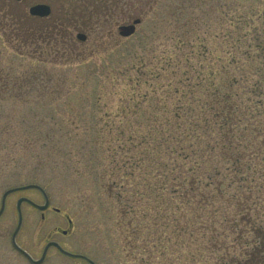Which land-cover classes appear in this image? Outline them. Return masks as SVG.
I'll use <instances>...</instances> for the list:
<instances>
[{"label": "rangeland", "instance_id": "rangeland-1", "mask_svg": "<svg viewBox=\"0 0 264 264\" xmlns=\"http://www.w3.org/2000/svg\"><path fill=\"white\" fill-rule=\"evenodd\" d=\"M114 1L117 3L107 14L100 9V24L91 26L92 32L85 31V42L76 38L84 31H72L76 52L63 57L49 54L50 48L46 42L41 44L42 40L32 45L30 38L25 43V36L19 37V29L39 31L49 24L28 19L33 5L50 4L52 16L59 17L83 5V1L0 0V207L3 194L11 188L35 184L46 191L50 205L45 211L22 205L27 223L19 242L34 259L42 257L45 245L52 240L96 264H136L133 255L128 256L124 250L125 241L115 219L114 197L105 188L107 180L101 178L100 171L97 175L89 170L95 168L96 158H84L78 151L101 150L100 158L103 156V147L94 143L93 127L97 124L102 126L110 120L136 126L154 117L152 110L161 104L158 98L139 96L135 102H127L119 93L153 89L136 82L148 79L141 73L152 69L154 63L163 66L155 62V56L176 53L181 69H192L194 82L204 80L206 72L211 71L215 85L226 75H248L239 84L243 101L257 117L264 113V0ZM93 19V24L97 23ZM136 19H141V23L135 34L121 36L119 27ZM179 40L180 49L176 45ZM141 60H145L146 67L138 65ZM197 71L201 75L195 80ZM166 83L163 76L154 80L157 88H165ZM127 105H131L129 113L122 112L121 107ZM121 125L127 128L126 123ZM249 134L242 141L244 146L239 147L244 151L250 142ZM47 135L59 146L41 147L29 139ZM19 196L45 204L38 188H24L9 197L8 210L16 209ZM35 212L39 214L38 222ZM15 227L13 222L0 223V264H32L11 245ZM64 230L68 231L66 235ZM191 249L188 252L195 251L193 246ZM161 252V264H205L199 263L200 259L186 258L177 242L167 247L164 242ZM210 257L205 252L203 260L208 259L211 264L214 259ZM44 264L91 263L52 252Z\"/></svg>", "mask_w": 264, "mask_h": 264}, {"label": "trees", "instance_id": "trees-1", "mask_svg": "<svg viewBox=\"0 0 264 264\" xmlns=\"http://www.w3.org/2000/svg\"><path fill=\"white\" fill-rule=\"evenodd\" d=\"M103 10L107 14L111 8ZM65 12L47 19L28 16L49 24L39 31L19 29V37L25 36V43L31 38L32 45L46 42L49 54L73 55L77 41L72 31L92 32L91 26L100 24H93V18L103 15L81 5ZM174 55L152 57L163 66L154 63L141 73L148 79H137L136 84L153 89L119 93L127 102L139 96L158 98L161 104L152 110L154 117L136 126L121 122L127 128L120 121L97 124L94 143L103 147V156L101 150L86 148L78 154L96 158L95 168L89 170L97 175L100 171L107 180L105 188L114 197L124 250L136 264H161L164 242L166 247L177 242L186 258L200 259L199 263L210 264L203 260L208 252L214 259L211 264H264V116L260 117L264 113L257 117L243 101L239 84L248 75H226L215 85L211 71L194 82L192 69H181L182 62ZM139 64L147 66L145 60ZM196 73L195 80L201 71ZM161 76L166 77L165 88L154 85ZM121 108L129 113L131 105ZM246 133L251 135L244 151L239 147L244 146ZM29 139L41 147L59 146L51 135ZM191 246L195 251L188 252Z\"/></svg>", "mask_w": 264, "mask_h": 264}, {"label": "flooded vegetation", "instance_id": "flooded-vegetation-1", "mask_svg": "<svg viewBox=\"0 0 264 264\" xmlns=\"http://www.w3.org/2000/svg\"><path fill=\"white\" fill-rule=\"evenodd\" d=\"M26 1V0H25ZM83 1V5L84 8H87L89 10H96V11H99L100 9H105V8H112V4L113 3H117L116 1L114 0H90V1H86V0H81ZM86 1V2H85ZM99 20L98 19L96 22L99 23ZM93 22V20H92ZM101 23L103 22L102 20L100 21ZM15 188H18V187H14V188H11V189H15ZM23 189H18V190H14L13 192H11L8 196H7V202H6V208L3 210V212L0 214V223L1 222H5V221H8V222H13L15 223L16 227L15 229L13 230V232L11 233V236H10V240H11V245L12 247L14 248V250L19 253L20 255H22L23 257H25L27 260H29L32 264H34L32 262V260L36 261L38 259H34L32 253L29 251V250H26L24 246H22L20 244V238L22 236V228L24 227V225L27 223V215L23 212L22 210V227L20 229V231L18 233L15 234L16 232V229H17V226H18V223L20 221V212L19 210L17 209V204H18V201L22 198H25L24 196H19L18 199H17V202H16V209L15 210H8L7 209V203H8V199L11 195H13L14 193H18V192H21ZM29 199V198H28ZM28 204V205H31L32 207L36 208L34 206V202L29 199L28 201H24L22 203V205L24 204ZM39 212V210H38ZM38 212H35L37 213L35 215V221L38 222L39 220V214ZM34 213V214H35ZM50 242V241H49ZM48 242V243H49ZM48 243L45 245L44 249H43V252L42 254L44 253L45 249H46V246L48 245ZM36 244H39V241L36 242ZM36 244H35V247H36ZM64 249H66L63 245H61ZM26 252V253H25ZM52 252H56L57 254H60L62 256H65V257H68L70 259H77V260H85L84 258H73V257H69L67 256L66 254L63 253V251L61 249H59L57 246H50L47 251H46V257L43 261L42 264H44L48 258V256L52 253Z\"/></svg>", "mask_w": 264, "mask_h": 264}, {"label": "water", "instance_id": "water-1", "mask_svg": "<svg viewBox=\"0 0 264 264\" xmlns=\"http://www.w3.org/2000/svg\"><path fill=\"white\" fill-rule=\"evenodd\" d=\"M30 14L32 16H38V17H47L51 14V7L47 4H36V5H33L30 10H29ZM141 23V19H136L133 21L132 24H129V25H122L119 27V31H120V35L123 36V37H129L131 35H133L135 32H136V28H137V25H139ZM77 38L81 41H86L87 39V36L83 33H79ZM24 188H38L39 190L42 191L44 197H45V204L44 205H37L35 204V206L37 208H39L40 210L42 211H45L46 209H48L49 205H50V200H49V197L46 193V191L40 187L39 185H28ZM12 190H9L7 191L4 196H3V200H2V206H1V210H0V214L3 212V210L5 209V206H6V198L8 196L9 193H11ZM24 200H28L26 198H22L18 201V210L20 212V221H19V224H18V227L16 229V233L19 232L21 226H22V215H21V204ZM57 211H59L58 209H56ZM70 224H72V221L70 220ZM63 234H67L68 231L64 230L62 231ZM51 245H54V246H57L59 247V249H61L66 255H69V256H73V257H76L78 255L76 254H73V253H70L66 250H64L58 242H55V241H52L50 242L45 251H44V254L42 255L41 259L37 260V261H33L34 264H41L44 259H45V256H46V251L47 249L51 246ZM88 261L91 263V264H96L94 261L88 259Z\"/></svg>", "mask_w": 264, "mask_h": 264}]
</instances>
